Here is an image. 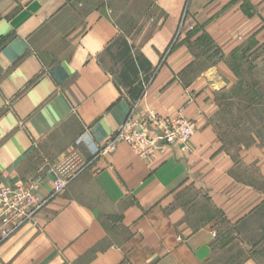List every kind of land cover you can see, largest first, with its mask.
I'll use <instances>...</instances> for the list:
<instances>
[{
    "label": "crops",
    "instance_id": "crops-1",
    "mask_svg": "<svg viewBox=\"0 0 264 264\" xmlns=\"http://www.w3.org/2000/svg\"><path fill=\"white\" fill-rule=\"evenodd\" d=\"M120 41L152 74L135 117L190 121L187 150L100 154L131 110L104 65ZM206 43L217 61L196 72ZM238 53L264 67V0H0V189L35 179L47 199L0 264H210L222 226L264 207L213 124ZM70 160L82 170L53 195Z\"/></svg>",
    "mask_w": 264,
    "mask_h": 264
},
{
    "label": "rangeland",
    "instance_id": "rangeland-1",
    "mask_svg": "<svg viewBox=\"0 0 264 264\" xmlns=\"http://www.w3.org/2000/svg\"><path fill=\"white\" fill-rule=\"evenodd\" d=\"M199 50L201 56L196 62V72L208 70L205 68L217 61L210 44L199 45ZM126 54V47L120 41L106 55L104 65L128 97L141 86L143 94V86L149 84L152 74L140 72L137 68L138 74L132 73ZM227 62L235 83L228 89L216 92L219 110L213 124L221 136L223 148L240 163V175L254 180L264 192V175L261 173L264 166V67L241 53L228 58ZM138 63L139 67L141 62ZM253 144L262 153L256 155L254 162L246 164L243 162L246 156L240 151ZM222 228L218 239L222 248L210 264H240L246 259L264 264V207L235 228L224 225Z\"/></svg>",
    "mask_w": 264,
    "mask_h": 264
},
{
    "label": "built area",
    "instance_id": "built-area-1",
    "mask_svg": "<svg viewBox=\"0 0 264 264\" xmlns=\"http://www.w3.org/2000/svg\"><path fill=\"white\" fill-rule=\"evenodd\" d=\"M143 88L145 92L147 86ZM138 101L132 102L124 123L101 148V155L112 151L119 143L126 144L140 158L170 147H178L183 151L188 149L193 134L190 121L183 117L160 118L155 115L137 119L135 110ZM81 170L72 165V160L65 162L57 170L53 195L60 193ZM37 181L34 179L28 185L17 184L0 189V241L7 239L19 228L34 223L36 213L46 204L47 199H40L35 194Z\"/></svg>",
    "mask_w": 264,
    "mask_h": 264
},
{
    "label": "trees",
    "instance_id": "trees-1",
    "mask_svg": "<svg viewBox=\"0 0 264 264\" xmlns=\"http://www.w3.org/2000/svg\"><path fill=\"white\" fill-rule=\"evenodd\" d=\"M123 44L125 45L126 50H127L126 58L130 62L128 64H129V69H131V72L132 73L136 72L135 68H137L140 72L143 71L144 73H149L150 65L148 64V62H146L141 57H132L130 54L131 51H130L129 46L125 42H123ZM138 61L141 62V65L139 67H138V64H139ZM136 65H137V67H136ZM136 74H138V72H136L135 75ZM133 93L134 94H132V96L129 97L132 102L136 101L137 99L140 98V96L142 94V86L139 89L135 90V92H133Z\"/></svg>",
    "mask_w": 264,
    "mask_h": 264
},
{
    "label": "bare ground",
    "instance_id": "bare-ground-1",
    "mask_svg": "<svg viewBox=\"0 0 264 264\" xmlns=\"http://www.w3.org/2000/svg\"><path fill=\"white\" fill-rule=\"evenodd\" d=\"M66 185H67V184H66ZM66 185H65V186H66Z\"/></svg>",
    "mask_w": 264,
    "mask_h": 264
}]
</instances>
